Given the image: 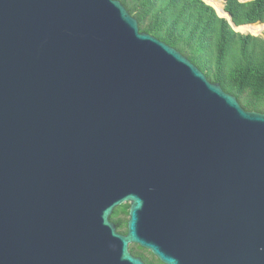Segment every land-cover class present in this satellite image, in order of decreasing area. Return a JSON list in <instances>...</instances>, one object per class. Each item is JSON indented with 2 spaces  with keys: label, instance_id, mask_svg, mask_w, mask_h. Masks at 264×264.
I'll use <instances>...</instances> for the list:
<instances>
[{
  "label": "water",
  "instance_id": "1",
  "mask_svg": "<svg viewBox=\"0 0 264 264\" xmlns=\"http://www.w3.org/2000/svg\"><path fill=\"white\" fill-rule=\"evenodd\" d=\"M130 243L264 264V111L121 0H0V264H146Z\"/></svg>",
  "mask_w": 264,
  "mask_h": 264
},
{
  "label": "trees",
  "instance_id": "2",
  "mask_svg": "<svg viewBox=\"0 0 264 264\" xmlns=\"http://www.w3.org/2000/svg\"><path fill=\"white\" fill-rule=\"evenodd\" d=\"M121 1L137 18L141 31L179 49L245 108L264 111V39L247 30L239 32L251 34L234 31L203 0ZM225 8L238 25L252 23L255 29L264 25L258 23L264 22V0H225Z\"/></svg>",
  "mask_w": 264,
  "mask_h": 264
},
{
  "label": "flooded vegetation",
  "instance_id": "3",
  "mask_svg": "<svg viewBox=\"0 0 264 264\" xmlns=\"http://www.w3.org/2000/svg\"><path fill=\"white\" fill-rule=\"evenodd\" d=\"M131 205L132 201L126 200L121 205L116 207L110 215V220L112 222L116 224L115 220H117L121 224L122 228L118 231L122 234H126L128 232ZM115 212H117V215L113 216ZM112 216L114 219H111ZM129 250L133 256L141 258L146 264H165L149 249L141 247L138 244L130 243Z\"/></svg>",
  "mask_w": 264,
  "mask_h": 264
},
{
  "label": "bare ground",
  "instance_id": "4",
  "mask_svg": "<svg viewBox=\"0 0 264 264\" xmlns=\"http://www.w3.org/2000/svg\"><path fill=\"white\" fill-rule=\"evenodd\" d=\"M211 5H213L216 9V11L221 15V16H225L228 17L226 11H225V2L224 0H208ZM236 29L238 31L242 30V29H246L251 31V33L254 35L255 33L258 34L260 32V29H255L251 24H244V25H240L238 27H236ZM255 34V35H256Z\"/></svg>",
  "mask_w": 264,
  "mask_h": 264
},
{
  "label": "rangeland",
  "instance_id": "5",
  "mask_svg": "<svg viewBox=\"0 0 264 264\" xmlns=\"http://www.w3.org/2000/svg\"><path fill=\"white\" fill-rule=\"evenodd\" d=\"M257 29H260V32L258 33V34H256V37H258V38H261V39H264V25H262V26H260V27H258ZM242 30H246V29H242ZM247 31H249V30H247ZM251 32V31H250ZM238 33H241V32H239L238 31ZM241 34H244V35H246V34H251V33H241ZM254 34V35H255ZM252 35V34H251ZM213 46H211V48H212ZM210 48V49H211Z\"/></svg>",
  "mask_w": 264,
  "mask_h": 264
}]
</instances>
